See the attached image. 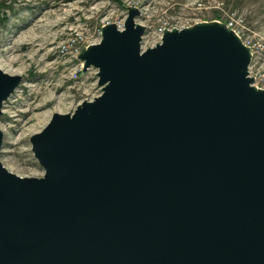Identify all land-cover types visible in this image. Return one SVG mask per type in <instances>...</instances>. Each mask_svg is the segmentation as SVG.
Segmentation results:
<instances>
[{"label":"water","instance_id":"obj_1","mask_svg":"<svg viewBox=\"0 0 264 264\" xmlns=\"http://www.w3.org/2000/svg\"><path fill=\"white\" fill-rule=\"evenodd\" d=\"M101 29L79 56L99 96L29 138L44 173L0 161V264H264V88L224 24ZM22 77L0 69L3 104ZM3 133L0 130V155Z\"/></svg>","mask_w":264,"mask_h":264},{"label":"rangeland","instance_id":"obj_2","mask_svg":"<svg viewBox=\"0 0 264 264\" xmlns=\"http://www.w3.org/2000/svg\"><path fill=\"white\" fill-rule=\"evenodd\" d=\"M129 7L141 11L136 22L146 27L143 46L152 43L162 23L242 20L247 34L260 43L253 69L259 75L256 84H264V0H0V69L22 77L0 116V161L9 172L43 175L29 138L54 113L73 112L100 95L96 70L80 71L79 56L100 41L103 26L124 21ZM70 44L80 51L77 59L61 53Z\"/></svg>","mask_w":264,"mask_h":264},{"label":"built area","instance_id":"obj_3","mask_svg":"<svg viewBox=\"0 0 264 264\" xmlns=\"http://www.w3.org/2000/svg\"><path fill=\"white\" fill-rule=\"evenodd\" d=\"M125 20V19H124ZM220 23H223L226 28L228 30L233 31L241 40V42L249 48L250 51V55H251V61H250V65L248 67V76L251 77L253 79V86H255L256 88H260L263 89L264 88V84L262 86H259L258 84H256V81L258 80L259 75L254 71V63L256 60V54H257V48L259 47L260 43H258L257 41H255L251 36H249V34H247V29L243 26L242 20L236 18V17H228L227 20L221 22V21H217ZM196 24V23H194ZM194 24H188V25H167L166 23H162L161 26L158 27V29L156 30L155 34H154V38L152 40V43L147 45V46H143V44L141 45L142 49H146L147 47H151L154 46L156 43H159L161 41L163 32L168 30H173V29H183L186 27H190ZM117 29L119 30H123L124 27V21L119 22L117 24H115ZM145 37V35L143 36V38ZM143 43V42H142ZM61 53L67 55L69 54L71 56L72 59H77V57L80 54V51L77 50L76 48L73 47V44L67 45V46H63L61 49ZM78 63H80L79 65V70H82V62L78 61ZM75 74V71H74ZM262 76V77H261ZM260 79H264V75H260ZM91 100V99H90Z\"/></svg>","mask_w":264,"mask_h":264},{"label":"bare ground","instance_id":"obj_4","mask_svg":"<svg viewBox=\"0 0 264 264\" xmlns=\"http://www.w3.org/2000/svg\"><path fill=\"white\" fill-rule=\"evenodd\" d=\"M259 41V40H258Z\"/></svg>","mask_w":264,"mask_h":264},{"label":"trees","instance_id":"obj_5","mask_svg":"<svg viewBox=\"0 0 264 264\" xmlns=\"http://www.w3.org/2000/svg\"><path fill=\"white\" fill-rule=\"evenodd\" d=\"M219 18V17H218Z\"/></svg>","mask_w":264,"mask_h":264}]
</instances>
